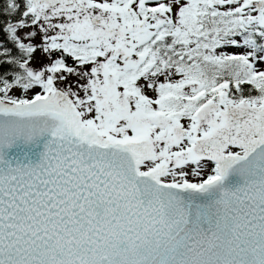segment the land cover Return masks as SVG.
Instances as JSON below:
<instances>
[{"label":"snow or ice","instance_id":"snow-or-ice-1","mask_svg":"<svg viewBox=\"0 0 264 264\" xmlns=\"http://www.w3.org/2000/svg\"><path fill=\"white\" fill-rule=\"evenodd\" d=\"M0 264H264V0H0Z\"/></svg>","mask_w":264,"mask_h":264}]
</instances>
